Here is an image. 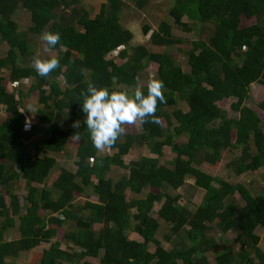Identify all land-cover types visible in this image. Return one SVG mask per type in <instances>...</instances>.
Returning a JSON list of instances; mask_svg holds the SVG:
<instances>
[{
	"label": "trees",
	"instance_id": "16d2710c",
	"mask_svg": "<svg viewBox=\"0 0 264 264\" xmlns=\"http://www.w3.org/2000/svg\"><path fill=\"white\" fill-rule=\"evenodd\" d=\"M82 1L0 0V43L7 47L0 57V107L6 113L0 122V264H14L11 260L20 253L41 243L49 247L33 253L30 264H92L87 257L99 264H264L255 232L264 227V193L253 196L237 181L226 182L201 169H216L224 150H239L226 165L237 176L264 166V120L244 104L252 83L264 86V0H174L168 9L172 23L161 20L155 30L145 24L142 31L155 46L190 44L184 52L188 71L168 51L130 44L132 32L121 24L124 0H103L96 13ZM149 1L136 0V5L141 8ZM17 9L27 15L22 31L12 19ZM253 18L255 22L242 24ZM173 25L196 38L175 36ZM44 31L61 34L60 44L51 49L60 58V68L47 77L28 64L34 57L33 38ZM45 48L49 51L46 42ZM112 51L122 63L107 59ZM150 63L157 64L154 73L166 87V103L156 112L161 124L149 117L138 132L122 135L109 149L111 155L99 157L86 126L81 92L90 82L110 90L134 88ZM21 81H30L27 95L36 93V121L28 128L29 110L21 112L20 94L17 98L6 91V84ZM225 98L234 99L231 108L237 117L229 118L219 106ZM178 99L186 111L176 108ZM258 108L264 115V99ZM66 120L79 121L80 127L64 130ZM77 132L76 169L71 172L46 153H63ZM142 146L154 157L124 164L122 157ZM165 147L174 157L161 163ZM112 166L127 174L113 182L108 177ZM54 174L50 188L45 187ZM187 179L205 191L193 211L189 203H180L177 192ZM20 180L28 193L19 199L9 187ZM88 191L96 202L86 200L75 207V195L87 198ZM127 191L134 197L127 199ZM155 205L157 218L152 216ZM67 222L71 227L62 228L61 237L55 238L57 228ZM160 224L169 225L166 239L178 236L170 249L156 237ZM14 227L18 236L5 239V231ZM127 230L139 240L129 238ZM231 230L237 232L238 250L218 251L209 261L207 252L218 245L212 234Z\"/></svg>",
	"mask_w": 264,
	"mask_h": 264
},
{
	"label": "rangeland",
	"instance_id": "374dc122",
	"mask_svg": "<svg viewBox=\"0 0 264 264\" xmlns=\"http://www.w3.org/2000/svg\"><path fill=\"white\" fill-rule=\"evenodd\" d=\"M103 0H83L82 1V6H85L87 9H90L92 12L96 13L97 12V7L99 3ZM125 6H123L121 10V24L129 29L132 32V39L130 44L132 46L137 45V44H143L148 50L153 51V52H163V51H168L169 53H172L173 56L175 57L177 63L181 66L183 71H188L189 67L187 64V58L185 55V50L190 48V44L186 42H182L180 44L173 45L171 47H162V46H155L153 45L148 37V34L144 35L143 33V27L145 24H148L152 30H155L161 20H167L168 22L172 23V18L168 14V9L173 5L174 0H150L148 3H146L144 6L139 8L136 5V0H124ZM93 16V14L91 15ZM12 19L16 22L18 30H24L27 27L28 21H27V15L25 12L22 10H15ZM182 20L186 21V17L184 16ZM256 19L253 18L251 20H244L242 23L243 25H248L250 23L255 22ZM172 32L175 36L179 37H186L189 39H194L196 38V35L193 33H185L181 30V28L177 25L172 26ZM179 47L180 49H176ZM31 49L33 51V55L36 56L39 54L41 57L47 58L50 57L51 55H56L54 51H47L45 48V42L41 40V37H34L33 41L31 43ZM7 50V47L4 43H0V57H3L5 55V52ZM107 59H112L114 60L117 64L122 63V59L118 56L117 51H112L110 54L107 56ZM33 62V61H32ZM30 62L28 63L29 66H33V63ZM157 64L155 63H150V65L146 68L143 69L141 74L139 75V80L138 84H146L149 74L154 73L156 69ZM2 75L6 76V71H2ZM30 81H21L18 85L16 84H6V91L15 93L16 97L18 98V95L20 94L21 96V103H20V108L24 110V107L27 109L29 106H32L33 112L35 108V103H36V93L32 92L31 94L27 95V88L29 86ZM58 84L59 86L64 89L65 88V82L63 79L59 78L58 79ZM119 89H124L125 87H118ZM19 92V93H18ZM18 94V95H17ZM249 99L244 102L245 105L254 108L259 116L264 120V115L258 108V103L264 99V86L258 82H254L250 85L249 88ZM16 98V99H17ZM234 101L232 98H225L222 99L218 102L219 106L223 108L226 111V115L229 118L237 117L238 113L234 111L231 108V103ZM34 106V108H33ZM177 109H181L183 111H186V105L183 101H180L179 99L177 100L176 104ZM172 108L167 109V112H171ZM68 113V112H66ZM27 118H30L31 123L33 124L36 119L35 115L30 112L27 113ZM6 117V113L4 112V108L0 107V122L3 120V118ZM26 124V123H25ZM162 124L165 125V122L162 121ZM74 123L66 120V122L62 125V128L64 130L67 129H75L76 127H73ZM28 128V126H27ZM141 129L140 124L135 125V126H129L126 129L125 133H136ZM183 140H178V142H181ZM79 141L76 139H71L67 142V146L65 147V150L61 154H54L47 152L46 155L50 157H54L58 165L62 166L63 168L67 169L68 171L74 172L76 167H75V162L77 161L76 157V150L78 147ZM113 152H111L109 149L104 151V152H98L99 157H103L105 155H111ZM239 153V150H224L221 153V160L219 162V165L216 169L214 168H208V167H201L203 171L206 173L212 175L213 177L219 178L221 180H224L226 182L228 181H237L238 183L242 184L245 186L250 193L253 196L257 195H262L264 193V166L258 169L257 171L254 172H247L242 174L241 176L235 175V173L228 169L226 167L227 163H229L235 155ZM142 156H147V157H154L150 153V151L147 149L146 146L142 147H135L133 148L127 155L122 157V160L124 164H129L131 161L138 160ZM174 157V154L170 151L168 147L164 148L163 151V157L160 159L161 163H164L165 161H170ZM126 171L123 168H119L116 166H112L111 171L108 174V177L113 181L116 182L120 176L126 175ZM55 175L50 178L48 183L45 185V187L50 188L51 183L53 182V179H55ZM37 187L38 189L42 188V185H33ZM10 191L12 194L16 195L19 199L27 196L28 193V186L22 181H18L16 184H11L9 187ZM89 192V191H88ZM151 192H155V190L151 189ZM181 195V200L180 203H189L190 209L193 211L195 208H197L201 202L204 199L205 196V191L196 188L193 185V180L192 179H187L186 183L177 191ZM4 193V191H2ZM127 194V199H131L134 197L132 193L129 191L126 192ZM146 194V191H143V196ZM89 200L90 202H96V197H94L90 192L88 193L87 198L82 195H75V200H74V206H81L83 203ZM5 201H8V197L5 195ZM240 205H243V201H239ZM159 208V205H155L152 216L157 218L156 216V211ZM45 213H42L44 215ZM46 215V214H45ZM57 217V216H56ZM71 222H67L62 226L61 228H57V235L55 238H60L61 233L63 229H68L70 226ZM72 224L74 226V222L72 221ZM100 227L99 224L94 225V229L98 230ZM63 228V229H62ZM6 235L4 236L5 239H13L18 236L17 234V229L14 227L12 229L8 228L6 231ZM259 236H260V241L258 246L264 251V227H258L255 231ZM127 235L129 238L132 239H138L139 236L132 232L127 230L126 231ZM169 233V225L167 224H160V227L158 228L157 231V239H159L161 245L166 248L170 249L172 245L174 244L175 241L178 240L177 235H170L169 239H166L164 237V234ZM237 232L235 230H231L227 233H219V232H214L212 236L217 240L218 245L211 251L207 252V256L209 261L214 260V254L218 251H223L225 249H231V250H238L239 244L235 242V237H236ZM54 239V238H53ZM150 248L151 250L154 249L155 245L153 243H150ZM49 243H41L37 247L20 253V255L15 259L11 260L14 262V264H30L31 258L33 257V253H41L43 249L48 248ZM62 248H66V244L63 242L61 245ZM39 258V257H38ZM87 260H89L92 264H99V261L97 258H92V257H87ZM10 261V259H8ZM62 264H76V263H70L68 261H63Z\"/></svg>",
	"mask_w": 264,
	"mask_h": 264
},
{
	"label": "clouds",
	"instance_id": "9594fccd",
	"mask_svg": "<svg viewBox=\"0 0 264 264\" xmlns=\"http://www.w3.org/2000/svg\"><path fill=\"white\" fill-rule=\"evenodd\" d=\"M41 40L46 42L51 51L60 44L61 34L44 31ZM32 63L35 71L42 77H47L60 68V58L56 55L44 58L37 54ZM165 90V82L155 73L149 74L146 85L138 84L134 88L121 90H110L107 86L98 87L94 83H88L86 91L81 92L82 111L86 114V126L94 148L98 152L110 149L125 134L127 127L147 122L149 117L152 118L151 123L161 124V118L156 112L160 103H166ZM27 109L33 113L32 106ZM30 123V118L26 119V128ZM73 127L79 128V121ZM73 137L80 139L78 132Z\"/></svg>",
	"mask_w": 264,
	"mask_h": 264
}]
</instances>
